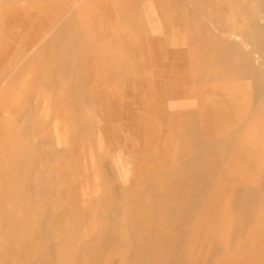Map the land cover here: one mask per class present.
<instances>
[{
    "label": "rangeland",
    "instance_id": "obj_1",
    "mask_svg": "<svg viewBox=\"0 0 264 264\" xmlns=\"http://www.w3.org/2000/svg\"><path fill=\"white\" fill-rule=\"evenodd\" d=\"M211 1L0 0V264H144L145 260V264H162L161 258L163 264H264V153L242 142L248 119L259 113L256 139L264 125V0ZM145 13L157 21L142 22ZM162 14L169 20L160 21ZM188 18L192 22L183 21ZM165 25L175 29L163 31ZM185 25L186 31L181 32L179 27ZM125 41L133 45L134 77L143 74L145 84L128 83L125 58L116 66L117 47L125 46ZM156 49L185 51L178 57L182 62L189 58L198 84L197 124L193 115L185 113L180 116L182 123L178 117L168 123L166 113H149L162 89L157 82ZM212 90L224 112L230 95L239 97L234 113H209L206 101ZM192 125L201 129L197 126L196 133L182 129ZM220 127L221 138L207 136L206 131ZM181 140L194 144L196 158L204 156L202 162L197 159L199 164L196 160V170L189 162L184 168L177 145ZM244 155H251L254 168L243 164ZM204 174L209 178L205 180ZM203 180L213 183L206 185ZM210 195L222 202L212 205H230L232 221L225 223L228 235L225 228L219 232L212 215L208 217L212 222L205 221ZM255 207L262 213L257 214ZM206 233L212 234V240H207ZM250 239L261 249L246 250Z\"/></svg>",
    "mask_w": 264,
    "mask_h": 264
},
{
    "label": "bare ground",
    "instance_id": "obj_2",
    "mask_svg": "<svg viewBox=\"0 0 264 264\" xmlns=\"http://www.w3.org/2000/svg\"><path fill=\"white\" fill-rule=\"evenodd\" d=\"M211 1V0H210ZM212 3H210V4H214L213 3V1H211ZM205 3V2H204ZM193 4V3H192ZM209 3H208V5H210ZM204 5V4H203ZM213 6V5H212ZM205 7H206V4H205ZM208 7V6H207ZM210 8V7H209ZM216 9V8H215ZM214 10V9H213ZM212 10V11H213ZM216 11H217V9H216ZM223 11V10H222ZM209 12H207V14H208ZM214 13V12H213ZM222 13V12H221ZM223 14V13H222ZM208 15H210V14H208ZM207 15V16H208ZM222 18V17H221ZM223 20H225V19H223ZM222 20V21H223ZM220 21V20H219ZM221 22V21H220ZM215 25H216V23H214ZM157 27V26H156ZM213 27V26H212ZM216 27V26H215ZM214 28V27H213ZM217 29H218V27H217ZM197 46V45H196ZM233 46V45H232ZM241 56H242V54H240ZM241 56H239V57H241ZM244 56V55H243ZM242 56V57H243ZM168 57V56H167ZM239 57H238V59H239ZM244 58H248V57H244ZM240 60H242V59H240ZM244 60V59H243ZM179 61H181V60H179ZM254 61V60H253ZM238 62V61H237ZM246 62V61H245ZM247 62H248V59H247ZM250 62V63H249ZM249 65L251 64V61L249 60ZM240 63V62H239ZM241 64H243V65H245L244 63H241ZM248 65V64H247ZM246 65V66H247ZM253 66V65H252ZM251 66V67H252ZM241 67V69H242V66H240ZM249 67V66H248ZM254 67V66H253ZM244 68H245V66H244ZM248 70H251V69H249V68H247ZM243 70V69H242ZM246 70V69H245ZM255 70V69H254ZM247 71V70H246ZM249 72V71H248ZM244 73V72H243ZM257 73V72H256ZM262 73V72H261ZM242 73H240V75L239 76H242L241 75ZM244 74H246V73H244ZM248 74V73H247ZM249 74H251V73H249ZM257 74H259V73H257ZM150 75H152V74H150ZM229 75V74H228ZM156 76V75H155ZM231 76V75H230ZM235 76V75H234ZM244 76V75H243ZM248 76V78H250V76L249 75H247ZM246 77V76H245ZM244 77V78H245ZM225 78H226V76H225ZM254 78V80H255V76L253 77L252 76V79ZM257 78V77H256ZM259 78V77H258ZM235 79H239V77H235ZM240 79H243V78H240ZM261 79V78H260ZM245 80V79H244ZM247 80V79H246ZM258 80V79H257ZM264 80V79H263ZM205 81V80H204ZM256 81V80H255ZM259 81V80H258ZM261 81H262V79H261ZM206 84H208V86H209V83H206ZM220 84V83H219ZM252 84H254V81H253V83ZM195 85V84H194ZM202 85V84H201ZM256 85V84H255ZM262 85V84H261ZM196 86H197V84H196ZM206 86V85H205ZM260 85L258 84V87H259ZM264 87V86H263ZM262 87V88H263ZM197 88H198V86H197ZM196 88V89H197ZM173 89V88H172ZM193 89H194V87H193ZM188 90V89H187ZM190 90V89H189ZM207 90V89H206ZM173 91V90H172ZM195 92H196V90H194ZM217 91V90H216ZM201 92V91H200ZM207 92H205V93H203L204 95H203V97H205L206 98V94ZM217 93V92H216ZM196 94H197V92H196ZM199 94V93H198ZM201 94V96H202V93H200ZM254 94V93H253ZM173 96V95H172ZM180 96H184V91H182L181 93H180ZM215 96V94H214V92H213V90H212V93L210 94V99L208 98V101H206L207 103H209L207 106H208V110H209V113H219V115H221L220 113H222V115H225V113L227 114L228 113V115H230L229 113H231L230 111H232L233 110V108L235 107V99H237V98H239L238 96H236V98H235V96H232V94L230 95V98H228V101H226L229 105H227L228 106V111H226V112H224L225 111V109L223 110L222 109V107L218 104V102L219 101H221V99H217V98H213ZM168 97V96H167ZM195 97H198V96H195ZM218 97V96H217ZM243 97V96H242ZM225 98V97H224ZM255 98L256 97H254V100H255ZM260 98V97H259ZM169 99V98H168ZM195 99V98H194ZM201 100V99H200ZM210 100V101H209ZM224 100V99H223ZM170 101V100H169ZM186 100L185 99H182V98H180L179 100H177V102H178V104L180 103V106H181V103L182 102H185ZM196 102H197V106H198V101H199V98L197 99V100H195ZM194 101V102H195ZM204 101V100H203ZM256 101H258V100H256ZM256 101H255V103H256ZM168 102V101H167ZM166 102V103H167ZM193 103V102H192ZM202 103V102H201ZM230 103H232V104H230ZM263 103V102H262ZM225 103H223V105H224ZM169 105V104H168ZM170 106V105H169ZM226 106V107H227ZM256 106H257V104H256ZM199 107V106H198ZM245 107V106H244ZM238 108L240 109V107L238 106ZM242 108H243V106H242ZM242 108H241V112H242ZM255 108V107H254ZM227 109V108H226ZM231 109V110H230ZM244 109V108H243ZM249 109V108H248ZM174 110V109H173ZM183 110H185V109H183ZM190 111H192L191 109H189ZM197 110H198V108H197ZM245 110V109H244ZM174 111H176V110H174ZM195 111V110H194ZM170 112V111H169ZM177 112V111H176ZM185 112H186V110H185ZM198 112V111H197ZM236 112V111H235ZM240 112V113H241ZM243 112H245V111H243ZM251 113H252V111H250ZM174 113V112H173ZM180 113V112H179ZM194 113V112H193ZM198 113H200V112H198ZM198 113H194L195 115H193L194 117H193V121L197 124L198 122H196V118H198L197 117V115H199ZM208 113V112H207ZM208 113V114H209ZM224 113V114H223ZM233 113H234V110H233ZM237 113H239L238 111H237ZM187 114H189V115H192V113L190 114V113H185V115H187ZM210 115V114H209ZM208 115V116H209ZM219 115H216L215 114V116H217V118H218V116ZM221 115V116H222ZM257 115H259V113L258 114H256V115H254L252 118H250V119H248L247 120V123H246V126H245V128L243 129V131H242V136H243V138H242V142L244 143V144H252L253 145V147H255V148H258L261 152H263L264 153V125L261 127L262 128V133L260 132V133H256V134H261L260 135V138L259 139H256L255 138V136H254V134H255V132H256V130H257V127H259V117L257 116ZM200 116V115H199ZM207 116V115H206ZM214 116V115H213ZM202 117V116H201ZM200 117V118H201ZM228 117V116H227ZM120 119V118H119ZM177 119V118H176ZM210 119V118H209ZM209 119H207V120H209ZM178 121H180L181 123H182V119L180 118V116L178 117V119H177ZM198 120H200V119H198ZM197 120V121H198ZM217 120V119H216ZM228 120V119H227ZM210 121H212V120H210ZM204 122V121H203ZM207 122V121H206ZM200 123V122H199ZM230 123V122H229ZM183 125V124H182ZM199 125H202V123L201 124H199ZM204 125H205V123H204ZM203 125V127H202V129L205 127ZM198 126V125H197ZM196 125H192L191 127H187V126H185V128H182V129H189L190 130V128L191 129H193L194 131H195V133H196V130L195 129H197L198 127H197ZM197 127V128H196ZM234 127H235V125H234ZM229 130L230 129H232L233 127H227ZM198 129H201L200 127L198 128ZM223 128L222 127H220L219 129H216V130H209V131H206V134H207V136H209V137H218V138H221V137H219V136H221V135H223ZM187 132V131H186ZM198 132V131H197ZM194 133V134H195ZM200 133H203V132H201L200 131ZM199 133V134H200ZM192 134V133H191ZM193 134V135H194ZM198 134V133H197ZM187 135V134H186ZM196 135V134H195ZM194 135V136H195ZM197 136V135H196ZM199 136V135H198ZM200 136H202V135H200ZM203 136H204V134H203ZM202 136V137H203ZM257 136V135H256ZM183 137H185V136H183ZM189 137H190V135H189ZM192 137V136H191ZM190 137V138H191ZM259 137V136H258ZM194 139H195V137H193ZM193 138H192V140H193ZM197 138H199V137H197ZM204 138V137H203ZM202 138V139H203ZM181 139H182V137H181ZM186 139H187V136H186ZM189 139V138H188ZM201 139V138H200ZM201 139V140H202ZM185 140V139H184ZM191 140V139H190ZM191 140V141H192ZM216 140V139H215ZM218 140V139H217ZM258 140H261L262 142H260V141H258ZM182 141V140H181ZM188 141V140H187ZM189 142L188 141V145H185V143H184V141H182L181 143H180V141L179 142H177L178 144V151L179 152H182V153H179V154H181L182 156H183V158H184V161H183V164H184V168H186V163H188L189 164V167L190 168H192L193 167V170H196V162L198 161V160H200L201 162H202V156H201V159L199 158H196V155L198 154V152H197V150L195 149L194 150V144L192 143V142ZM205 141V140H204ZM203 141V142H204ZM218 141H220L221 143H222V140L220 139V140H218ZM186 142V141H185ZM199 142V141H198ZM215 142V141H214ZM213 142V143H214ZM223 142H224V140H223ZM228 142V141H227ZM226 142V143H227ZM200 143H202V141L200 142ZM210 143V142H209ZM225 143V142H224ZM229 143V142H228ZM214 144H216V145H218L217 143H214ZM223 144V143H222ZM221 144V145H222ZM195 145H197V143H195ZM201 145V144H200ZM206 144L204 143V146H205ZM209 145H211V144H209ZM216 145H215V147H216ZM225 145V144H224ZM224 145H222V147L221 148H223V146ZM236 145V144H235ZM234 145V146H235ZM187 146H189L190 148H188ZM198 146V145H197ZM218 146H220V144L218 145ZM226 146V145H225ZM228 146H229V144H228ZM237 146V145H236ZM91 147V146H90ZM188 149H187V148ZM191 147H193V151H192V148ZM214 147V146H213ZM205 148V147H204ZM227 148V147H226ZM201 149V148H200ZM216 149H217V147H216ZM219 149V148H218ZM247 149V148H246ZM213 150H215L214 148H213ZM213 150H212V153H213ZM230 150V149H229ZM88 151V150H87ZM207 151V150H206ZM219 151V150H218ZM91 152V151H90ZM89 151H88V153H90ZM205 152V151H204ZM204 152H203V154H204ZM216 152V154H217V151H215ZM215 152H214V154H215ZM250 154H252V153H254V152H249ZM248 153V154H249ZM256 153V152H255ZM187 154H188V156H187ZM238 154V153H237ZM241 154V153H240ZM257 154V153H256ZM92 155V154H91ZM200 155V154H199ZM212 155V154H211ZM89 156V155H88ZM236 156V155H235ZM241 156V155H240ZM249 156H251V155H249ZM248 155H244L243 156V158H242V162H243V164L245 165L246 164V166H247V168H254V165H250V162L252 161V160H254V159H252V158H250ZM261 156V155H260ZM54 157V156H53ZM93 157V156H92ZM55 158V157H54ZM85 158H86V156H85ZM90 158V157H89ZM203 158H204V156H203ZM208 158H209V155H208ZM262 158H264V156L262 155ZM87 159H88V157H87ZM93 159V158H92ZM198 159V160H197ZM206 159V158H205ZM91 160V159H90ZM94 160V159H93ZM197 160V161H196ZM204 160V159H203ZM223 160H224V158H223ZM229 160V159H228ZM230 161V160H229ZM263 161V160H262ZM64 162V161H63ZM236 162V161H235ZM65 163V162H64ZM91 163V162H90ZM232 163V162H231ZM182 163L181 164H179L180 166H181V168L183 169V165ZM198 164H199V161H198ZM202 164V163H201ZM224 164V163H223ZM222 164V165H223ZM235 164H237V163H235ZM234 164V165H235ZM64 165V164H63ZM191 165H192V167H191ZM95 166V164L93 163V167ZM228 166V165H227ZM237 166H239V165H237ZM91 167V166H90ZM188 167V166H187ZM223 167V166H222ZM231 167V166H230ZM240 167V166H239ZM244 167V166H243ZM96 168V167H95ZM203 168V167H202ZM232 168V167H231ZM234 168H235V166H234ZM237 168V167H236ZM235 168V169H236ZM262 168H264V167H262ZM261 168V169H262ZM177 169V168H176ZM179 169V168H178ZM223 169V168H222ZM239 169V168H238ZM61 170V169H60ZM64 170V169H63ZM92 170V169H91ZM96 170V169H95ZM187 170V169H186ZM87 171V170H86ZM98 171V170H97ZM236 171V170H235ZM88 172V171H87ZM178 172H180V171H178ZM177 172V173H178ZM181 172H184V171H181ZM180 172V173H181ZM226 172H227V170H226ZM226 172H223L224 174L226 173ZM65 173V172H64ZM66 173H68V172H66ZM93 173H96L94 170H93ZM228 173V172H227ZM261 173V172H260ZM262 173H264V172H262ZM57 174V173H56ZM86 174H88V173H86ZM97 174V173H96ZM183 174V173H182ZM186 174H187V172H186ZM185 174V175H186ZM208 175V174H207ZM211 175V174H210ZM220 175V174H219ZM244 176H246V177H250V178H252L253 179V182H256L257 184L259 183V181L257 180V179H255V177L252 175V174H247V173H244L243 174ZM234 176V175H233ZM258 176H259V174H258ZM261 176V175H260ZM59 177V176H58ZM183 176H181V178H182ZM200 177V176H199ZM203 177H205V174H204V176ZM211 177V176H210ZM263 177H264V174L262 175V180H263V182H264V179H263ZM91 178V177H90ZM181 178H179V179H181ZM186 178V177H185ZM188 178V177H187ZM186 178V179H187ZM190 178V177H189ZM197 178V177H196ZM209 178V176L208 177H205L204 179L206 180V179H208ZM222 178V177H221ZM229 178V177H228ZM186 179H184V181H188V180H186ZM191 179H192V177H191ZM194 179H195V177H194ZM197 179H199V180H202V179H200V178H197ZM233 179V178H232ZM211 180H213V179H211ZM175 181V180H174ZM178 181V180H177ZM195 182H198V181H196V179L194 180ZM204 181V180H203ZM203 181H201V182H203ZM232 181V180H231ZM237 181V180H236ZM170 182L171 181H169V183L168 184H170ZM179 182V181H178ZM193 182V181H192ZM205 182H206V185L209 183V182H211V183H213L212 181H209L208 183H207V181H204V183L203 184H205ZM233 182V181H232ZM240 182V181H239ZM252 182V181H251ZM184 183H186V182H184ZM191 183V182H190ZM247 183V182H246ZM192 184V183H191ZM194 185H196L197 183H193ZM202 184V183H201ZM231 184H233V183H231ZM154 185V184H153ZM165 185V184H164ZM173 185H175L174 183L172 184V186ZM181 185V187H182V183L180 184ZM179 185V186H180ZM198 185V184H197ZM205 185V186H206ZM209 185L211 186V184L209 183ZM243 185V184H242ZM260 186H261V183L259 184ZM148 186V185H147ZM158 186V185H157ZM229 186V185H228ZM233 186H234V184H233ZM248 186V185H247ZM178 187V186H177ZM187 187V186H186ZM204 187V186H203ZM154 188V187H153ZM157 188V187H156ZM173 188V187H172ZM190 188H191V186H190ZM193 188H195V186H193ZM205 188V187H204ZM215 188V187H214ZM235 188H237V187H235ZM242 188V187H241ZM249 188V187H248ZM254 188V187H253ZM263 188V187H262ZM166 189H168V188H166ZM171 189V187H169V189H168V191H171L170 190ZM176 189H178V188H176ZM180 189V188H179ZM192 189V188H191ZM190 189V192H192V190ZM197 189H199V187H197ZM211 189V188H210ZM234 189V188H233ZM245 188H243V190H244ZM255 189V188H254ZM261 189V188H260ZM187 190V189H186ZM205 190V189H204ZM223 190V189H222ZM236 191H237V189H235ZM166 191V190H165ZM174 191V190H173ZM203 191V190H202ZM207 190H205V192H206ZM214 191V190H213ZM226 191V190H225ZM236 191H235V193H236ZM252 191V190H251ZM254 191V190H253ZM257 191V190H256ZM260 191V190H259ZM264 191V190H263ZM172 192V191H171ZM195 192V191H194ZM198 192H199V190H198ZM208 192H212V191H209L208 190ZM244 192V191H243ZM255 192V191H254ZM253 192V193H254ZM178 193H179V190H178ZM207 193V192H206ZM216 193H218V192H216ZM150 194V193H149ZM153 194V196L155 195V197H156V194H154V192L152 193ZM159 194V193H158ZM173 194V193H172ZM190 194V193H189ZM213 194V193H212ZM224 194H225V192H224ZM260 194V193H259ZM148 195V194H147ZM188 195V194H187ZM197 196L198 195H200V194H196ZM222 195V194H221ZM252 195V194H251ZM254 195V194H253ZM256 195H258L257 194V192H256ZM264 195V194H263ZM149 196V195H148ZM170 195H168L167 197H169ZM172 196V195H171ZM177 196V195H176ZM181 196V195H180ZM186 196V195H185ZM216 196H218V194L216 195ZM240 196H241V194H240ZM247 196V195H246ZM260 196V195H259ZM159 197H161V199H163V197H162V195L161 196H159ZM173 197V196H172ZM175 197V196H174ZM186 197H189V196H186ZM186 197H185V199H184V201H183V204H184V202H185V200H186ZM202 197V196H201ZM208 197V196H207ZM212 196L210 195L208 198H211ZM214 197V196H213ZM213 197H212V199H210V201H209V204H207L208 203V201H206V202H204L205 204H207V205H209L208 207H206V213H205V221H206V219H209V221H211L212 222V219L215 221V222H218V224L217 225H219V232L220 231H223V229L224 230H226V234L228 235L229 234V232H230V228L228 227L227 228V226H226V224L225 223H231V221H232V214L230 213V205L229 206H226V207H224V208H221V206H222V204L221 205H218V206H216V205H212L211 204V202H214L215 201V203H217V202H219V203H222L221 202V198L219 199V198H217V197H214V199H213ZM242 197V196H241ZM245 197V196H244ZM125 198V197H124ZM146 198V197H145ZM151 198V197H150ZM178 198V197H177ZM190 198H191V196H190ZM198 198H199V196H198ZM205 198H206V196H205ZM204 197H203V199H205ZM216 198V199H215ZM236 198V197H235ZM247 198V197H246ZM251 198L252 199H254V197L253 196H251ZM260 197H258V199H259ZM263 198V197H262ZM158 199V198H157ZM161 199H159L160 200V202H162V200ZM182 199H183V197L181 198V201H182ZM242 199V198H241ZM250 199V198H249ZM151 200V199H150ZM158 200V201H159ZM174 200V199H173ZM178 200V199H177ZM189 200V199H188ZM193 200V199H192ZM200 200V199H199ZM206 200V199H205ZM239 200V199H238ZM245 200V199H244ZM248 200V199H247ZM247 200H245V201H247ZM137 201V200H136ZM152 201V200H151ZM171 200H169V202H170ZM180 201V202H181ZM197 201V200H196ZM242 202H245V201H243V199L241 200ZM252 201V200H251ZM260 201V200H259ZM154 202V201H153ZM198 202V201H197ZM236 202V201H235ZM241 202V203H242ZM248 202V204H249V201H247ZM254 202H256V201H254ZM264 202V201H263ZM262 201H260V203H263ZM158 203V202H157ZM163 204H164V202H162ZM201 203V202H200ZM200 203H198V205H200ZM203 203V204H204ZM233 203V202H232ZM232 203H231V207H233L234 205H232ZM238 203H240L239 201H238ZM162 204V206L164 207V205ZM170 204H171V202H170ZM202 204V206H204ZM211 204V205H210ZM236 204V203H235ZM248 204H247V206H248ZM252 204V207H253V203H251ZM251 204H249V206H251ZM255 204V203H254ZM182 205V204H181ZM241 205H243V204H241ZM246 205V204H245ZM245 205H244V207H245ZM264 205V204H263ZM146 206H147V204H146ZM160 206V205H159ZM170 206V205H169ZM169 206H165V207H167V208H170ZM194 206V205H193ZM201 206V205H200ZM240 206V205H239ZM256 207H258L257 205H255ZM143 207H144V205H143ZM161 207V206H160ZM183 207V206H182ZM195 207V206H194ZM205 207V206H204ZM203 207V208H204ZM241 207V206H240ZM239 207V208H240ZM255 207V210H257V208ZM140 208H142V206H140ZM148 208V207H147ZM158 208V207H157ZM156 208V209H157ZM171 208H172V206H171ZM193 208V207H192ZM238 208V207H237ZM241 208H243V207H241ZM261 208H264V207H262L261 206ZM133 209V208H132ZM145 209V208H144ZM163 209V208H162ZM161 209V210H162ZM164 209H166V208H164ZM180 209H181V207H180ZM235 209V208H234ZM244 209V208H243ZM250 209V208H249ZM248 209V210H249ZM251 209H253V208H251ZM258 209H260V208H258ZM142 210V209H141ZM236 210V209H235ZM242 210V209H241ZM245 210V209H244ZM263 210V214H264V209H262ZM157 211H158V209H157ZM166 211H167V209H166ZM180 211V210H179ZM178 211V212H179ZM199 211H201V207L199 208ZM199 211H197L196 210V212H198L199 213ZM240 211V210H239ZM252 211V210H251ZM250 211V212H251ZM258 211V210H257ZM156 212V211H155ZM159 212V211H158ZM157 212V213H158ZM162 212V211H161ZM168 212V211H167ZM173 212V210L170 212V213H172ZM183 212V211H182ZM232 212V211H231ZM235 212H237V211H235ZM234 212V213H235ZM242 212H243V210H242ZM241 212V213H242ZM249 212V213H250ZM138 213H139V211H138ZM147 213V212H146ZM174 213V212H173ZM181 213V211L179 212V214ZM198 213H197V215H198ZM260 212L258 211L257 212V214H259ZM261 213H262V211H261ZM260 213V214H261ZM159 214V213H158ZM183 214V213H182ZM182 214H180L179 216L182 218ZM192 214H195V213H192ZM200 214V213H199ZM215 214H216V217H215ZM235 214H238V213H235ZM235 214H234V217H235ZM162 215V214H161ZM160 215V216H161ZM173 215V214H172ZM212 215V219H210V218H208V217H210ZM251 215V214H250ZM253 215H255L256 216V214H253ZM253 215H251L252 217H253ZM154 216H156V214L154 215ZM153 216V217H154ZM158 216V215H157ZM177 216H178V214H177ZM176 216V217H177ZM237 216V215H236ZM241 216H242V214H241ZM261 216V215H260ZM260 216H257L258 218L260 217ZM174 217V216H173ZM264 217V216H263ZM152 218V217H151ZM175 218V217H174ZM180 218V219H181ZM238 218H240V217H237L236 219H234V221H237V219ZM254 218V217H253ZM262 217H260V219H261ZM152 219H154V218H152ZM160 220H161V218H159ZM172 219L173 218H170V220L172 221ZM187 219V218H186ZM196 219V218H195ZM197 219H199V217L197 218ZM204 219V218H203ZM242 219V218H241ZM240 219V220H241ZM243 219H244V217H243ZM250 219V218H249ZM155 220H158V219H155ZM185 220V219H184ZM183 220V221H184ZM254 220H256V219H254ZM159 221V220H158ZM165 221H167V218H166V220H164V222ZM174 221V220H173ZM172 221V222H173ZM182 221V222H183ZM196 221H198V220H196ZM208 221V220H207ZM207 222V223H209L210 224V222ZM250 221V220H249ZM263 221V220H262ZM162 222V221H161ZM175 222V221H174ZM238 222V221H237ZM236 222V223H237ZM243 222V220L241 221V223L240 224H243L242 223ZM252 222V221H251ZM176 223V222H175ZM244 223H245V221H244ZM171 224H173V223H171ZM171 224H170V226H171ZM179 224V223H178ZM195 224H196V222H195ZM248 224V223H247ZM252 224H254V223H252ZM252 224H249V225H252ZM160 226H161V224H159ZM163 225H166V223L164 224L163 223ZM176 225H177V223H176ZM181 225L183 226V223H181ZM190 225V224H189ZM258 225H260V223L258 224ZM263 225V224H262ZM230 226V225H229ZM162 227V226H161ZM177 227V226H176ZM195 227V226H194ZM233 227V226H232ZM167 228V227H166ZM178 228V227H177ZM182 229H183V227H181ZM253 228H255V227H253ZM171 229V228H170ZM175 229V228H174ZM194 229V228H193ZM247 229V228H246ZM166 231H167V229H166ZM232 231V230H231ZM167 232H169V229H168V231ZM178 232V231H177ZM180 232V231H179ZM193 232V231H192ZM209 232H211V231H209ZM250 232H252V231H250ZM173 233V232H172ZM231 233H233V231L231 232ZM230 233V234H231ZM207 234V233H206ZM209 234V235H208ZM207 235L209 236V238L207 239V240H210V238H211V240H212V234L210 235V233H208ZM180 235V234H179ZM185 235V234H184ZM192 235V234H191ZM206 235V236H207ZM234 235H235V233H234ZM263 235V234H262ZM194 236V235H193ZM192 236V237H193ZM252 236H253V234H252ZM179 237H181V235L179 236ZM251 238V237H250ZM252 238H254V237H252ZM187 239V238H186ZM194 239V240H193ZM192 240H193V243H194V241H195V237L193 238ZM130 240V239H129ZM132 241V240H131ZM250 241V242H249ZM249 241H245V242H249L248 243V245H247V243H246V245H247V249L246 250H248V249H251V248H258L259 250L261 249V245L260 244H258L257 243V241L256 240H253V241H251V239L249 240ZM261 241V240H260ZM245 242H244V244H245ZM164 243V242H163ZM162 243V244H163ZM166 243V242H165ZM176 243V242H175ZM262 243V242H261ZM167 245L169 244V242H167L166 243ZM177 244V243H176ZM176 244H175V246H176ZM186 244V243H185ZM184 243H180V245H185ZM233 244V243H232ZM173 245V244H172ZM178 245V244H177ZM229 245V244H228ZM234 245V244H233ZM232 245V246H233ZM143 246V245H142ZM150 246V245H149ZM153 246V245H152ZM152 246H150L151 248H152ZM164 246V245H163ZM174 246V247H175ZM187 246V245H186ZM225 246V245H224ZM223 246V247H224ZM227 246V245H226ZM225 246V247H226ZM229 247V248H234V246L233 247ZM254 246V247H253ZM144 248L146 247V249L145 250H148V251H150L151 249L146 245H144L143 246ZM143 247H141L140 249H143ZM150 249H148V248ZM159 247V246H158ZM184 247V246H183ZM194 247H195V245H194ZM197 247V246H196ZM245 247V246H244ZM244 247H243V249H244ZM154 248V247H153ZM168 248V247H167ZM177 248H179V246L177 247ZM188 248V247H187ZM191 248H193V246L191 247ZM190 248V249H191ZM220 248V247H219ZM228 248V247H227ZM227 248H225V249H227ZM157 249V248H156ZM161 249H163V248H160V250ZM165 249V248H164ZM175 249H176V247H175ZM180 249V248H179ZM181 249H183V248H181ZM185 249V248H184ZM194 249V248H193ZM197 249V248H196ZM215 249V248H214ZM144 250V249H143ZM154 250V249H153ZM152 250V251H153ZM157 250H159V248L157 249ZM169 250V249H168ZM177 250V249H176ZM224 250V249H223ZM170 251V250H169ZM184 251V250H183ZM183 251H182V254H183ZM193 251V250H192ZM195 251V250H194ZM197 251V250H196ZM224 251H226V250H224ZM229 251V250H228ZM233 251V250H232ZM231 250H230V252L231 253H233ZM236 251V250H235ZM142 252V251H141ZM145 252V251H144ZM144 252H143V254H144ZM227 252V251H226ZM239 252V251H238ZM156 253H158V252H156ZM162 253V252H161ZM196 253V252H195ZM220 253V252H219ZM218 253V254H219ZM223 253H225V252H223ZM230 253V254H231ZM143 254H142V256H143ZM146 254V253H145ZM222 254V253H221ZM150 255V254H149ZM152 255V254H151ZM157 255V254H156ZM161 254L160 253H158V257L160 256ZM163 255V254H162ZM177 254L175 253V256H176ZM226 255V254H225ZM235 255V254H234ZM233 255V256H234ZM238 255V254H237ZM246 255V254H245ZM174 256V257H175ZM185 256V255H184ZM198 256V255H197ZM219 256H220V254H219ZM218 256V257H219ZM222 256V255H221ZM229 256V255H228ZM227 256V257H228ZM233 256L232 257H230L232 260H233ZM241 256V258H242V255H240ZM144 257H146L145 255H144ZM156 257V256H155ZM164 257H166V255L164 256ZM179 257H181V256H179ZM179 257H176L175 259H177V260H179L178 258ZM226 257V258H227ZM243 257H245L244 255H243ZM263 257V256H262ZM152 258H154V257H152ZM159 258H161V257H159ZM239 256H238V260H239ZM264 258V257H263ZM145 259V258H144ZM162 259V260H161ZM161 259H158V260H161L160 262H162V264H163V261H165V260H163L164 258H161ZM149 260V259H148ZM168 260V259H167ZM219 260H220V258H219ZM226 260H228V258L226 259ZM242 260V259H241ZM245 260V259H244ZM150 261V260H149ZM173 261V260H172ZM261 261H264V259H262ZM140 262H142V261H140ZM157 262V261H156ZM166 262H169V261H166ZM165 262V263H166ZM231 262H233V261H231ZM146 263V260H145V262H144V264ZM170 263V262H169ZM229 263V262H228ZM234 263V262H233ZM241 263H243V262H240V264ZM255 263V262H254ZM261 263H263V262H261ZM141 264V263H140ZM153 264H155L154 262H153ZM166 264H168V263H166ZM172 264H174V261H173V263ZM177 264V263H176ZM219 264H220V262H219ZM226 264V263H225ZM244 264H245V262H244Z\"/></svg>",
    "mask_w": 264,
    "mask_h": 264
},
{
    "label": "crops",
    "instance_id": "obj_3",
    "mask_svg": "<svg viewBox=\"0 0 264 264\" xmlns=\"http://www.w3.org/2000/svg\"><path fill=\"white\" fill-rule=\"evenodd\" d=\"M113 15L115 16L114 17L116 19L115 21H118L119 20L118 15L117 14H113ZM162 15L163 16H161V17L163 19L160 21H168L169 20L164 16L166 14H162ZM131 16L133 17L134 15L132 14ZM173 16H174L175 20H180V19H176L175 15H173ZM141 19H142V22H144V21L145 22L157 21L154 18H151V14H146V13L141 15ZM109 20L112 21V19H109ZM183 21L190 23V22H192V19L188 18V19H185ZM165 23H167V22H165ZM147 27H149V26H147ZM143 28H144V26H143ZM161 28L163 31H173L175 29V26L173 25V27H171L170 25H165ZM186 28H187L186 25L184 27L180 26L179 30L181 32H184V31H186ZM159 29H156V30L159 31ZM185 38H188V37H185ZM115 43L117 44L118 42L115 40ZM119 44H124L123 40H119ZM125 44H126L125 46L121 45V46L117 47V50L120 51V54H118L117 59H115L116 66L118 67L121 64L120 61H122V59L125 58V62H124L125 66L124 67L127 68V71L129 69V74L127 77L128 83L130 84V83H136L137 82V84H145L146 77H144L142 79L143 74H142V77H139V76L137 78L134 77V59L132 56V54L134 53L133 45L130 44L128 41H125ZM182 44L188 46L190 43L182 42ZM188 47L191 48L190 45ZM118 48H120V49H118ZM153 51H154V54L158 55L157 72L159 73V77H158L159 81H157V82H158V86L162 87V89L159 92L160 98L155 102L153 101L152 105H150L151 109H153V110H149V113H156V114L157 113L158 114L159 113H166L165 115H168V116L165 117V120L167 119L168 123L174 122V120L177 117L182 116V113H190V114L192 113V115H195L194 113H198L197 112L198 111L197 110V104H196L197 102L195 101V100H197V97H195V96H198V93L196 94V92H197V89H196L197 80H195L196 77L194 78L192 76V71L190 70V68H191L190 63L191 62H189V58H188V62H187V60H185V62H182L181 58L178 57V53L185 54V51H168V50H165L163 52H160L157 49H156V51L155 50H153ZM144 53H148V52H144ZM179 60H181V61H179ZM184 73H187V76L184 77V79H182L181 76ZM155 74H153V75H155ZM138 80H141V81H138ZM140 82H142V83H140ZM193 87H194V89H193ZM194 90H196V92ZM182 91H184V96H180V93ZM180 98H184L186 100V103H185L186 105L179 106L180 103L178 104L177 100H179ZM173 109L176 110L177 112L174 111ZM183 109H185L186 112ZM189 109H191L192 111H190ZM131 113H134V111H132ZM192 115H189V116L192 117ZM173 127L174 126H172V128Z\"/></svg>",
    "mask_w": 264,
    "mask_h": 264
}]
</instances>
